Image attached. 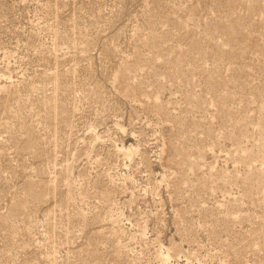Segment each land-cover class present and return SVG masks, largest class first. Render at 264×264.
<instances>
[{
	"label": "rangeland",
	"instance_id": "rangeland-1",
	"mask_svg": "<svg viewBox=\"0 0 264 264\" xmlns=\"http://www.w3.org/2000/svg\"><path fill=\"white\" fill-rule=\"evenodd\" d=\"M0 264H264V0H0Z\"/></svg>",
	"mask_w": 264,
	"mask_h": 264
}]
</instances>
